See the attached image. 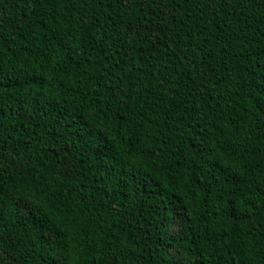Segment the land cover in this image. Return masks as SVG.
Wrapping results in <instances>:
<instances>
[{
  "label": "trees",
  "instance_id": "obj_1",
  "mask_svg": "<svg viewBox=\"0 0 264 264\" xmlns=\"http://www.w3.org/2000/svg\"><path fill=\"white\" fill-rule=\"evenodd\" d=\"M0 192V264H264V0H0Z\"/></svg>",
  "mask_w": 264,
  "mask_h": 264
},
{
  "label": "snow or ice",
  "instance_id": "obj_2",
  "mask_svg": "<svg viewBox=\"0 0 264 264\" xmlns=\"http://www.w3.org/2000/svg\"><path fill=\"white\" fill-rule=\"evenodd\" d=\"M4 199V195L2 192H0V200H3ZM28 199H31L30 197ZM20 203H21V206L22 207H36L37 208V215H40L41 212H40V207H47L46 204H41V201H33V203L31 205H25L23 203V200H20ZM39 206V207H37ZM44 215H47L48 213L47 212H44L43 213ZM49 224L51 225V227H58V225H55L52 223V221H49ZM2 235V234H0ZM49 239H52L53 238V234L50 232L49 233V236H48ZM54 264H64V261L62 258H57V260L54 262Z\"/></svg>",
  "mask_w": 264,
  "mask_h": 264
}]
</instances>
